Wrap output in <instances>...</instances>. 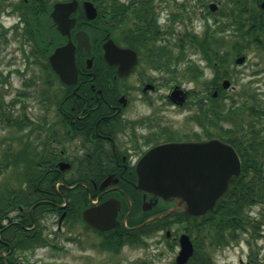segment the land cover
Segmentation results:
<instances>
[{
    "label": "flooded vegetation",
    "instance_id": "1",
    "mask_svg": "<svg viewBox=\"0 0 264 264\" xmlns=\"http://www.w3.org/2000/svg\"><path fill=\"white\" fill-rule=\"evenodd\" d=\"M70 1L53 0L45 15L56 40L45 55L46 62L36 63L40 66L39 115L32 119L26 111L21 118L26 131L20 133L21 148L28 155L17 167L24 173L22 193L28 196L20 200L29 206L18 205L3 215L0 250L21 253L14 260L20 264L24 254L40 250L56 255L70 251L67 245L85 251L92 244L108 250L105 246L118 242L121 249L161 234L178 253L179 237L185 233L194 252L198 245L199 258L205 256L206 261H194L192 255L183 264H213L189 229L197 225L203 233L215 216V206L202 216L182 214L184 225L177 233L157 228V220L179 211L157 219L174 202L139 188V173L144 180L151 178L157 169L153 153L163 145L218 140L231 146L240 162L239 174L231 177L228 187L233 180L234 189L249 186L254 174L257 180L262 178L264 37L237 38L234 0H228L229 12L222 9V0L202 3L198 9L202 34L194 30L191 12L195 6L188 0L175 10L164 5L157 9L156 0H116V26L92 0H76L77 9L68 16L75 19L74 25L62 31L50 12L54 3ZM84 1L95 7L94 19L86 17ZM20 24L25 23L19 16L16 25ZM180 26L184 30H178ZM79 31L86 34L88 47L74 48L72 62V45L77 46ZM67 44L69 49L60 52L53 69L49 55ZM251 46L263 54L241 73L246 76L243 87L233 83L237 70L232 65L248 64L244 52ZM240 56L244 60L236 62ZM205 64L214 81L191 87L183 83L188 75H202ZM224 80L230 82L227 88ZM227 100L230 106L224 109ZM84 211L106 228L88 224ZM203 235L208 245L212 239Z\"/></svg>",
    "mask_w": 264,
    "mask_h": 264
},
{
    "label": "rangeland",
    "instance_id": "2",
    "mask_svg": "<svg viewBox=\"0 0 264 264\" xmlns=\"http://www.w3.org/2000/svg\"><path fill=\"white\" fill-rule=\"evenodd\" d=\"M183 1L185 0H162V2L156 0L155 4L157 5V9L161 5H164L165 7L170 6L172 10H175L177 5ZM188 1L191 5L195 6L194 12H191V15L195 18L194 30L198 34H202L204 23L203 18L198 15V9L202 3H207L211 0ZM19 2L20 0H3L0 3V97L3 99L2 108L7 113L10 112L13 116L22 118L27 111L28 116L36 119L39 115L38 91L40 90V83L37 77L40 66L35 63L34 59L30 58L29 62H27V59L24 57V54L27 55L32 47L31 43L24 37L25 24L24 27L22 24L16 25L19 19ZM15 5L17 6L16 12L12 10ZM221 7L229 11L228 0H222ZM178 30H184V26H180ZM191 52L196 53V58L199 57L198 52L188 49V53ZM261 54H263L261 50L255 46H251L244 52V55L248 57V64L242 66L232 65V68L237 70L235 71L234 84H240L245 87L246 83L244 80L246 76L241 75V73L244 69L249 68L250 63L262 58ZM201 68H203L204 72L202 75L198 77L188 75L187 78L183 79V83L189 87L200 84V82H204L205 84L210 83L213 78L211 70L207 68L206 64ZM192 79H198L197 81L199 82ZM29 82H32V84H29ZM20 94L24 95L21 96ZM224 104V109H228L230 102L227 100ZM189 107L193 109L192 105ZM12 110L17 113H13ZM25 132L23 129L19 132L12 126H2L0 124V160L3 157V152L9 149V145H12L11 149L14 151L22 149V137H20V133ZM12 170L13 172H11ZM12 170L10 169L3 175H0V184L3 181L7 184L15 182L14 172L21 170H17L15 167ZM263 208L264 204H253L249 210L245 208L241 216L248 217L251 223V220L256 218ZM169 221L171 224L167 228L174 231V233L179 232L184 225L181 221H177L175 217H170ZM189 230L192 232L196 242L200 246L203 245L205 247V252L210 255L214 262L213 264H249L247 260L250 253L255 254L256 260H264V226L258 228L253 233L251 225H248L245 231L238 233V241L231 240L224 245L217 246L214 243H209L208 245L206 243L203 234L207 236V240L208 238L212 239L215 234L208 226L204 228L203 233H200L194 227H190ZM259 232L260 234H258ZM169 245L170 241L161 234H156L155 238L148 240L147 243L131 246L124 245L118 252H113L110 249H98L94 244L90 247L87 246L85 251H80L79 248L75 250L74 246L67 245L71 249L70 251L65 250L64 252L56 253V255L48 254L44 250H40L35 254H24L23 258H21L23 259V263L20 264H27L28 261H40L41 263L57 261L61 264H132L148 261L149 264H175L174 260L177 249H170ZM197 258H199V252L196 254Z\"/></svg>",
    "mask_w": 264,
    "mask_h": 264
},
{
    "label": "trees",
    "instance_id": "3",
    "mask_svg": "<svg viewBox=\"0 0 264 264\" xmlns=\"http://www.w3.org/2000/svg\"><path fill=\"white\" fill-rule=\"evenodd\" d=\"M2 1L3 0H0V3H2ZM92 1L101 8L99 12L106 14L107 19H110V23L116 26L118 15L117 1ZM261 1L263 0H234L237 38L264 37V9L260 7ZM51 4L52 0H20L18 4V9H20L18 10L19 16L25 23L24 37L31 43L32 47L29 51L30 53L25 55L27 62H29L30 58L34 59L35 63L41 64L46 62L45 55L55 45L56 36L49 21L45 18L46 12L50 9ZM106 6H110L111 9L106 11ZM16 8L17 6L15 5L12 10L16 11ZM214 80L215 78H212L211 82ZM29 84H32V82H29ZM23 95L24 94L21 96ZM2 106L3 99L0 97V124L2 126H12L19 132L22 131L25 127L23 119L13 116L10 112L7 113ZM2 155L3 157L0 160V175L9 171L10 166L19 170L17 166L23 161L24 155L26 156L28 153L24 152L23 148L15 151H9L8 149L4 151ZM23 174L24 173L21 171H16L14 172V183L7 184L3 181L0 184V221L4 214L18 205H21L24 209H27L29 206L24 200H20V198L27 196L22 193ZM261 176L262 178L257 180L254 174L249 186L242 185L237 189H234L235 180L232 181L231 185H229L224 195L220 197L213 209L215 216H213V219L210 218L211 220L209 221L208 227L211 228V231L215 234L210 243H214L217 246L224 245L231 240L238 241V233L240 231H245L248 225H251L253 233H255L258 228L264 226V208L260 210L256 218L251 220V223L248 217L241 216L245 208L249 210L252 207L254 204L253 199L256 198L261 201V204H264V173L261 174ZM236 191L242 192V196H238ZM33 192L34 191H30L29 197L34 196ZM173 215L176 214H171L170 216L157 220V228L168 227L171 224L169 217ZM181 216V214H178L175 216V219L180 222ZM194 228L197 229V225H195ZM5 231L4 229L2 235L5 234ZM259 231L261 230L259 229ZM258 234H260V232ZM120 245L121 243L118 242L113 245H107L105 248L113 252H118L121 247ZM199 250L200 247L197 245L192 259L197 261L203 260L205 262V256L196 259V254ZM20 255L22 254L15 252L7 253L0 250V264H14V260ZM247 261L249 264H264V260H256L255 254L252 253L249 254Z\"/></svg>",
    "mask_w": 264,
    "mask_h": 264
},
{
    "label": "water",
    "instance_id": "4",
    "mask_svg": "<svg viewBox=\"0 0 264 264\" xmlns=\"http://www.w3.org/2000/svg\"><path fill=\"white\" fill-rule=\"evenodd\" d=\"M77 1L67 3L56 2L53 4L50 17L59 29H66L74 25L75 19H69L70 13L77 9ZM212 6H215L212 4ZM83 7L88 19L96 17V9L89 1H84ZM264 8V1L261 3ZM77 46L72 45V62L74 59V48L81 50L83 46L88 47L87 36L84 32L76 33ZM70 45L56 48L48 57L53 69H57L56 60L60 52L68 50ZM244 60L243 56L236 62ZM230 82L224 80V88ZM156 157L157 169L151 174V178H142L139 173L138 187L152 192L157 198L164 202L173 203L166 211L157 215L156 218L165 216L173 211H179L186 215L202 216L210 211L218 197L222 195L228 186L232 176L240 171V162L235 150L218 140H209L198 143L167 144L156 149L153 153ZM145 177V175H144ZM84 220L98 228L105 229L98 218L87 216L83 212ZM179 251L175 258L177 264H183L192 255L193 245L186 234L179 238Z\"/></svg>",
    "mask_w": 264,
    "mask_h": 264
}]
</instances>
